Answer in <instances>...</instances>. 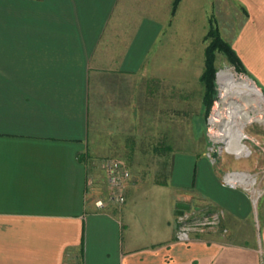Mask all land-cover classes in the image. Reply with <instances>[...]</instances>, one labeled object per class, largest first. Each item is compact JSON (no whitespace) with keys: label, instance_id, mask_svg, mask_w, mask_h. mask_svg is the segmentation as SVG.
Masks as SVG:
<instances>
[{"label":"crops","instance_id":"1","mask_svg":"<svg viewBox=\"0 0 264 264\" xmlns=\"http://www.w3.org/2000/svg\"><path fill=\"white\" fill-rule=\"evenodd\" d=\"M172 2L0 0V264H264V187L171 146L167 117L201 88L211 22L264 89V0ZM105 157L131 174L114 193ZM177 201L224 215L182 241Z\"/></svg>","mask_w":264,"mask_h":264},{"label":"rangeland","instance_id":"2","mask_svg":"<svg viewBox=\"0 0 264 264\" xmlns=\"http://www.w3.org/2000/svg\"><path fill=\"white\" fill-rule=\"evenodd\" d=\"M186 35V33H185ZM187 37L191 39L198 38V31L196 29H189L187 32ZM196 43V42H195ZM190 44V43H189ZM193 49L198 50V47L194 45L185 46V50L192 51ZM195 58H197L195 56ZM216 60L215 65L217 67V71H219L218 76L215 78L217 96L213 101L211 108L206 113L202 103L201 96L203 92V86L201 83L200 90L192 84H186L184 102L183 105H176L175 99L170 98L169 110L167 111V117L169 120V137L170 139H174V133H181L185 136L184 141H171L169 144L171 146H178L180 149L186 150H203L207 152L214 158L215 164L221 169H226L227 166L236 167V170L239 172H246L251 174L256 178L255 184L251 186V191L255 195H260L263 192L264 187V121L252 120L247 123L244 127V138L241 139L242 143L247 147V150L240 154H235L233 152L228 151L225 148V142L223 140H215V138L219 137V127L215 125L213 129V124L211 119L216 110H220L223 112L228 111L227 104L230 101H236L242 106L250 115L255 116V112L261 111L263 107V103L258 101L256 97L245 95L247 91L246 88L235 87L231 93L228 95L229 100L224 101L222 98V84L223 79H220V73L223 70L231 69L235 75L239 78H247L250 76L255 80L259 89L264 93L263 87L258 82L257 78H255L251 72L247 70V72H241L236 69L234 64H231L228 60L227 56L223 52H216ZM196 65V64H194ZM196 84V83H195ZM191 86V88H190ZM243 93L242 95L238 94V92ZM245 93V94H244ZM240 95V96H239ZM175 95H173L174 97ZM180 97V96H179ZM239 109V107H237ZM249 109V110H248ZM224 118H228V114H224ZM178 121L179 125H176ZM113 158V157H105L98 158L97 162L101 164L105 159ZM118 159L121 164L128 169L124 160L120 158ZM130 162H134V164L141 168L144 172L147 170L149 173H143L142 177L145 178H153L154 180H162L165 178V169L164 165L165 158H152V157H142L135 159H127ZM130 165H133L132 163ZM129 165V166H130ZM134 166V165H133ZM135 167V166H134ZM104 169V167H103ZM235 170V169H234ZM147 182L144 181L143 190L141 195L138 192H133V195L136 197H148L150 194V189L147 186ZM259 190V191H258ZM194 209V214H207L208 211H198Z\"/></svg>","mask_w":264,"mask_h":264},{"label":"bare ground","instance_id":"3","mask_svg":"<svg viewBox=\"0 0 264 264\" xmlns=\"http://www.w3.org/2000/svg\"><path fill=\"white\" fill-rule=\"evenodd\" d=\"M220 79H223L222 84V98L224 101L229 100V94L235 87L246 88L245 95L254 96L256 99L263 103L261 111L255 112V116L250 115L242 106L236 101H230L227 104L228 111L223 112L216 110L213 114L211 122L213 129L215 125H218L219 137L215 140H223L225 142V148L235 154L243 153L247 150V147L242 143L241 139L244 138V127L252 120L264 121V93L254 83L253 79L247 77L245 79L239 78L231 69L221 71ZM232 94V93H231ZM242 95L243 93L238 92ZM239 95V96H240ZM243 96V95H242ZM239 107V109L237 108ZM249 110V109H248ZM228 114V118H224V114Z\"/></svg>","mask_w":264,"mask_h":264},{"label":"trees","instance_id":"4","mask_svg":"<svg viewBox=\"0 0 264 264\" xmlns=\"http://www.w3.org/2000/svg\"><path fill=\"white\" fill-rule=\"evenodd\" d=\"M178 1L179 0H173L172 13L175 11ZM204 39L207 40V43L204 47V65L200 75V81L203 86L201 103L207 113L217 96L215 82L217 71L215 65L216 52H223L230 63L236 66L238 71L247 72V68L243 64L235 48L223 36H221L218 27L212 22L204 35Z\"/></svg>","mask_w":264,"mask_h":264},{"label":"built area","instance_id":"5","mask_svg":"<svg viewBox=\"0 0 264 264\" xmlns=\"http://www.w3.org/2000/svg\"><path fill=\"white\" fill-rule=\"evenodd\" d=\"M107 175L113 185V192L122 186L123 182L128 179L131 174L129 170L124 167L118 159L107 158L102 163ZM118 200L122 201L123 196L117 195ZM97 207H103V201L97 199L95 202ZM194 209L189 208L184 210L182 214H178V231L177 238L182 241H190L192 236L197 233L206 232L209 229H213L219 226L221 218H223V212L221 211H211L207 214H194Z\"/></svg>","mask_w":264,"mask_h":264},{"label":"water","instance_id":"6","mask_svg":"<svg viewBox=\"0 0 264 264\" xmlns=\"http://www.w3.org/2000/svg\"><path fill=\"white\" fill-rule=\"evenodd\" d=\"M218 73H219V71H216V77L218 76ZM248 77H250V76H248ZM253 81H254V83H256L254 79H253ZM256 85H257V83H256ZM175 207L177 209L178 214H182V212L184 210H187L190 208L189 204H187V202H184V201H177Z\"/></svg>","mask_w":264,"mask_h":264}]
</instances>
